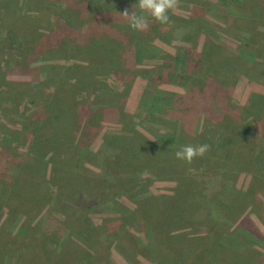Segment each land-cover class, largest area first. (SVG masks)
Listing matches in <instances>:
<instances>
[{
    "label": "rangeland",
    "instance_id": "obj_1",
    "mask_svg": "<svg viewBox=\"0 0 264 264\" xmlns=\"http://www.w3.org/2000/svg\"><path fill=\"white\" fill-rule=\"evenodd\" d=\"M10 1L5 0L4 4L9 7ZM71 1L75 0H25L23 3L19 0L13 1L14 12H18L21 5L28 6L30 3L29 6L33 11L28 16V25L35 28L32 31L37 45L28 46L27 49L28 78L22 79L21 82H8L7 85L10 87L5 86L7 91L4 94L5 98L0 99V104L6 103L3 107L0 105V165L8 164L12 171L17 168L19 172L24 170L23 172L27 174V181L25 177L22 179L27 185L22 184L20 187L23 189L22 196L34 210V214L28 216L30 220L28 221L20 212L15 210L11 212L6 207L0 209L2 225L0 231L4 236V243L8 242L6 245L9 252L6 258L8 264L12 261H14L12 264H176L172 258L180 259L179 256L168 258L164 257V254L160 256L152 251L147 230L141 222L118 218H121L123 212L126 215L127 212H136L149 198L174 196L178 192L180 197L178 204L181 205V209L173 208L170 213L174 216L183 214L187 217L190 222L186 224L187 229L183 234H189L190 238L195 236L194 241L185 240L184 243L202 249L205 244L208 246L211 242L208 248L215 250L209 248L212 254L208 258H201V264H264V148H260L264 141V111L254 114L256 119L245 111L241 112L243 120L236 119L239 122L237 125L241 128L234 126V130L232 128L228 131L231 138L236 140L239 153L245 152L246 156H253L258 148L259 151L263 150L260 161L254 165H246L243 170H234V167L227 164L226 159L215 156L221 140L219 126L212 134L215 140L209 144L212 156L206 159L209 150L203 157H196L191 163L187 162L185 174L161 176L158 164L163 160L152 159L137 164L140 169L148 168L146 172L141 173L140 180H122L113 184H109L107 180L97 182L98 179H102L98 176L101 173L98 165L89 164L72 169L69 164L64 163L56 137L52 142L41 141L47 133L44 128L52 134L55 131V123L51 124L49 119L44 123L40 119L44 114L42 108L44 101L50 99L53 103V98L61 96L62 94L57 93L56 87L59 82L65 81L84 93L88 99L80 100L79 110L73 102L56 103L59 104V113L55 115L61 116L64 113L59 122L61 127L68 129V118L71 113H76L72 122L77 125V113L79 112L84 120L86 109L91 105L99 88L101 89L100 84L106 82L110 88L121 91L122 97L126 94V98L123 99L124 106L132 118H128L125 126L134 128L154 140L153 134L163 135L167 131L170 132L169 129L177 128L181 123L176 124L183 118L188 130L196 129L192 134L195 137L185 142V145L207 143L204 133H202L203 137H200L206 119L210 121L213 119L208 118L213 112L207 116V105L215 103L213 108L216 111L222 109V103L226 101H228L227 106L248 107L251 95L258 94L264 97V0H239L236 6L231 4L232 0H179L176 9L168 13L170 17L168 25H162L144 13L148 16L150 27L155 23L159 25L158 31L151 27L152 31L143 33L148 37L146 43L148 47L139 46L137 41L131 38V35H135L134 31L129 28L122 14L118 13L131 8L138 0H91L97 4V7L94 5V17L87 20L83 16V11L86 10L69 6L68 3ZM231 5L235 8L234 12H231ZM135 10L140 14L141 10L138 7ZM67 16L75 24L73 30L66 27ZM96 17L99 20L95 22L92 18ZM190 18L208 22L212 31L210 33L212 41L205 40V37L199 34L188 37L178 31L181 26L184 27L181 20ZM113 26L118 29L121 27V30L127 29L128 32L131 30L130 34L125 33L128 38H115L121 42L122 47L119 48H123L125 52L122 63L124 69L132 71L135 75L134 77L132 73L130 84L117 80L114 76H109L110 74L103 76L101 83L98 75L97 77L95 75L97 66L84 67L89 64L87 61L97 60L98 54L85 55V51L89 48L77 45L76 59H68L61 47L63 42L66 46L70 44L69 40L76 36L77 30L81 29V32L90 31L92 28L109 30ZM29 30L27 29L28 41L31 40V30ZM65 30L70 32L67 31L64 35ZM158 32L161 38H155L154 34ZM89 39L84 38L79 44ZM205 42H210V45L208 49L203 50ZM143 46L146 49L140 54L139 51ZM211 53L216 63L211 71H205L221 84L217 83L215 86L212 80V97L209 96V102L203 96L186 101H175V95L187 91L183 84L186 79L181 76L193 71L202 73L204 65L201 62ZM200 55H202L201 59H199ZM242 60L253 62L247 72H240L235 67ZM191 61L198 63L196 68L191 69L196 65ZM73 65L75 67L71 69ZM62 66H70L68 67L70 69ZM9 67L10 71L12 69L10 75H21L16 65ZM54 68H62V71L59 70L57 75H54V71L47 72ZM101 69L106 71V68ZM126 73L120 72V76L127 78ZM100 74L106 75L102 72ZM144 75L147 77H141ZM147 90L149 94L146 93ZM192 90L194 89L191 88L190 91ZM168 99L175 101L171 109L162 107ZM262 102H264L263 98L253 100L255 109L254 111L249 109L248 112L255 113L256 107ZM153 105L156 110H160L157 117L148 114ZM185 110L192 112L186 113ZM124 122L122 118L110 116H102L100 119V123L105 126L103 133L110 135H130L129 131L123 130ZM247 126L249 131L244 135L243 131ZM81 128L79 127V130ZM233 131L237 133L234 134ZM83 134L87 141L84 143L87 145L86 150L97 152L101 142L98 139L90 141L93 138L88 132ZM31 146L37 150L48 148L50 153L47 155L43 152L39 154L40 157L35 158L36 164L38 163L36 168H33V165L23 168V157L25 153H29ZM159 152L157 153L161 155H171L163 149L161 153ZM175 152L172 153L173 156ZM43 156L45 160H41ZM44 161L47 162V170L43 173L38 170V176L36 170L44 166L42 164ZM194 161L197 163H193ZM60 166L64 169H59ZM203 174L205 177L210 176L208 178H213V182L217 183L219 180L215 174H219L220 188L228 192H221V195H216L214 191L208 192L206 190L208 181L206 178L204 183ZM30 178L34 179L31 189L27 183ZM42 178L50 181L56 178L58 183L64 182L68 190L59 197L56 188L46 186ZM216 189L219 190V187ZM229 190H235L239 195L233 200L234 202L228 198ZM190 191L197 195L203 191L205 202L217 200L219 206L229 204L230 201L229 209H232L234 203L242 207V212L229 230L223 231L221 228L211 230L209 225H205L210 208L203 207L200 201L196 202L192 199L193 195L186 200V195L183 194ZM113 201L120 206H114ZM107 203H110V208L116 209L103 210L104 204ZM212 207L215 209L214 204ZM199 208L203 211L194 219V213ZM221 210L224 217L230 216L226 210L222 208ZM35 212L38 214L36 215ZM17 237L21 241H18ZM28 242L33 246L30 254L27 253L26 248ZM230 243L234 245L231 246ZM21 249L24 253L20 254Z\"/></svg>",
    "mask_w": 264,
    "mask_h": 264
},
{
    "label": "trees",
    "instance_id": "obj_2",
    "mask_svg": "<svg viewBox=\"0 0 264 264\" xmlns=\"http://www.w3.org/2000/svg\"><path fill=\"white\" fill-rule=\"evenodd\" d=\"M226 1V0H224ZM239 0H232L231 4L237 5ZM69 6H75L78 9L86 10L83 11L84 19H88L90 17H94L95 15V7H97V4L91 0L81 1V0H75L68 3ZM232 6V5H231ZM230 7V6H229ZM228 7V8H229ZM132 10V7L129 8ZM231 12H234L235 8L232 6ZM130 10V11H131ZM206 10V9H205ZM119 14H122L121 11L118 12ZM140 14H144L139 12ZM115 18L119 19L118 17L114 16ZM65 18V17H64ZM93 21H98L99 18H92ZM65 21H67V29H74V23L72 22L71 18L68 16L65 18ZM184 27H180L178 31L181 33H185L188 37L196 34H199L200 36H204L205 40L212 41L210 34L212 31L210 27L208 26V22L206 20H194L190 18L189 20H181ZM263 22V21H262ZM50 25V24H49ZM153 29H158L159 25L155 23L152 25ZM151 27L149 26L146 30L147 32L152 31ZM121 28V27H120ZM116 28V26H113V28L109 30H104V28H92L90 31L87 32H81V29L76 32V36H73L72 39H70V44L66 46V44L63 42V51L64 55H67L68 59H76V51H77V45H80L85 48L88 47L89 50L85 51V55H92V54H98L99 58L97 60H89V64L84 65V67L87 66H97L95 75L102 83L103 76H114V78L117 80H121L123 82H127L130 84V79L132 77V71L124 69L123 60L125 56V52H123L121 42L115 38H128V35L126 36L125 33H131V30L128 32L127 29L121 30ZM70 32V30H67ZM67 31L65 30L63 33L64 35L67 34ZM146 31L143 32H137L134 31L135 35H131V38L137 41L139 46L145 45V47H148L146 43H148V37L143 35ZM158 31V30H157ZM51 33V31H50ZM49 33V34H50ZM118 33V34H117ZM153 33V32H152ZM175 33V32H174ZM178 33V32H177ZM116 34L118 35L116 37ZM63 35V34H62ZM156 35L157 37H162L160 32ZM92 37V38H91ZM84 38H90L87 42L84 41L83 44H79L80 41H82ZM191 41V40H189ZM210 42H205L204 48H209ZM146 48L141 49V52L143 53ZM212 52V51H211ZM214 53V52H212ZM209 54L208 58H205L201 64L204 65L203 69L204 71L202 73L194 72L189 73L188 75H182L181 78L185 80L183 83L185 85L184 89H187V91L184 94L175 95V101H186L187 99H193L196 97L203 96L204 99L209 102L208 98L211 95L212 88V80L214 82V85L217 86V83L221 84V82H218L217 80H214L213 76L211 74H206V71H211L214 68L215 59L213 58V54ZM202 58V55H200V58ZM194 59V58H193ZM93 61V62H92ZM195 66H192L191 69H194L197 67L196 61ZM244 62V65H243ZM252 61L242 60L238 63V66L235 67L238 68V71L240 72H247V69L252 66ZM247 67H246V66ZM232 66V65H231ZM244 66V67H243ZM57 67V66H56ZM64 68H68L65 66H62ZM71 67V69H74ZM233 67V66H232ZM234 67V68H235ZM106 68V71L104 72L103 69ZM70 69V68H68ZM132 69V68H130ZM236 69V68H235ZM62 71V68H54L51 70H47V72H55L54 75H57L58 72ZM201 70V67H200ZM100 72L105 73L106 75H101ZM120 72H127V78L121 77ZM112 74V75H111ZM134 75V73H133ZM50 76V75H49ZM135 77V75H134ZM141 77H147V76H141ZM150 78V76L148 77ZM58 83V82H57ZM101 89L97 91V93L94 95L92 99V103L85 112V117L83 120V117L81 118L80 113H77L78 117V124L75 125L72 120L75 118L76 113H71V116L68 118L67 125L68 129L60 126V119L64 116V113L59 115H55V113H59V102H73L75 107H77V110H79V106L81 101L88 99L84 93L80 92V90L75 89V87H72L67 82H59L57 84V93L62 94L59 97L53 98V103H51V100H47V102L44 101V105L42 108L44 109V114L40 117L41 120L45 123L46 120H50L51 124L54 125L55 128L54 132L51 134L48 132L45 128L44 130L47 132L42 138V143H48L52 142V140L56 137L57 142L59 143V150L62 155V161L64 163L69 164L72 169H75L76 167H85L86 165H94L101 169L99 177L102 179H98L97 182H103L107 180L109 184H113L114 182L120 183L122 180H131V181H137L140 180L141 173L146 172L148 168H138V163H145L146 161L152 160V159H162L163 161L158 164L159 168L161 169V176L165 175H172V176H179L178 174H185V166L187 165L186 161L178 160L175 156L172 155L175 151L179 150L182 145H185L187 141H190L191 138L195 137L192 134L195 133L194 130H188L187 129V123L182 118L176 125H180L175 129H169V131L166 132V134H153L155 137L154 140L149 139L147 136L139 132L138 130L134 128H129L127 125L128 118H130V114L126 111L124 106V98L121 96V91L114 90L110 88L106 82H103L100 84ZM130 86V85H129ZM206 87V88H205ZM191 88L194 90L190 91ZM199 88V89H197ZM205 88V89H204ZM204 89V90H203ZM198 90V91H196ZM203 90V91H202ZM147 94L150 92L147 90ZM87 94V93H86ZM83 96V98H82ZM86 96V97H85ZM264 99L263 96H260L258 94L251 95L248 103V107L246 106H238L234 105H226L228 101L223 102L222 109L219 108V110H214L213 105L215 103H210L207 108V116H210L208 118H213L210 120L206 119L207 122L206 125L200 132V137H203L204 133L207 138V143H212L215 139L213 137L214 130L218 129L219 126L221 127L220 130V137L221 140L216 148V151L218 153H215L216 157L224 158L227 161V164L234 167L235 169L243 170L246 165H254L258 161H260V155L261 152L259 151V148L257 151H255L253 156H246L245 152H240L237 148V142L236 140H233L231 138V135H229L228 131L237 125L239 122L237 120H243L241 118V112L245 111L248 113V115L253 116L254 119H256L254 114H260L264 111V102L257 108V111L253 113L252 111L248 112L249 109L253 110L255 109V105L253 103V100L255 99ZM172 99H168L166 103H163L162 107H166V109L173 108V102H175ZM255 102V101H254ZM256 103V102H255ZM53 104V108H52ZM152 108L149 110L148 114L152 117L158 116V109L156 110L155 106H151ZM224 107H226L224 109ZM175 108V107H174ZM76 110V112H77ZM221 110V111H220ZM186 113L192 112L190 110H185ZM185 113V114H186ZM184 115V114H183ZM102 116H110L115 118H122L125 120V122L122 124L124 126L123 130L129 131L130 135H114V134H108L103 133L105 131V126L100 123V119ZM44 117V118H43ZM248 117V116H247ZM81 118V119H80ZM132 118V117H131ZM149 118V117H144ZM80 120V122H79ZM170 121V120H167ZM176 121V120H175ZM254 121V120H253ZM99 122V123H98ZM148 122V120H146ZM171 122V121H170ZM174 122V121H173ZM172 122V123H173ZM133 124V121H132ZM78 126V128H77ZM249 126V125H248ZM244 128V135L247 134L249 131L247 128ZM79 127L81 128L79 130ZM127 127V128H126ZM241 128V127H240ZM83 129V131H82ZM39 131V130H37ZM41 131V129H40ZM227 131V132H226ZM83 132H88L92 136V140L94 141L98 139L99 142H101V145L97 152H93L92 150H86L87 145L84 143H87L86 138L84 137L85 134ZM233 133H237L233 131ZM29 136V135H28ZM91 143V142H89ZM48 145V144H47ZM91 146V144H88ZM260 148H264V141L263 144L260 145ZM161 149H163L166 153H171V155H161L157 152L161 153ZM246 150V149H243ZM49 154L48 148L42 149L39 148L38 150L35 147L31 146V149L29 150V153H25L22 167L26 168L27 165H33V168H36L38 166V163L36 164L35 158L40 157V153ZM46 156V155H45ZM45 156L42 157L41 160H45ZM212 156V151L210 150L209 155H207V158H210ZM76 162V163H75ZM193 163H197V161H194ZM41 168H37L36 172L39 170L40 173H43L44 170H47V162L44 161ZM8 164H1V170H0V209H3V207L9 208L10 211L20 212V214L24 215L28 221L29 215L34 214V210L31 209L25 199L24 196H22L23 189L20 187V185H25L27 181V174H25L23 171L19 172L17 168L11 169V167L7 166ZM19 166V165H18ZM134 167H136L134 170H132ZM59 169H64L59 167ZM80 170V169H79ZM183 170V171H181ZM9 171L11 173H9ZM37 172V174L39 173ZM39 176V174H38ZM77 176V175H76ZM216 178L219 180V182H213V178H208L210 176L205 177L203 174V180L205 183V179L207 178L208 184H206V190L208 192L214 191L216 195H221V192H228L224 191V188H220V176L219 174H215ZM23 177H25L26 181L23 182ZM80 177V176H79ZM78 178V176H77ZM44 179V178H42ZM199 179V178H197ZM45 180V179H44ZM148 181V180H145ZM144 181V183H145ZM46 186H53L56 188V191L58 193V196L64 195V192L68 189L65 187L64 182H57L56 178H53L50 180H45ZM28 187L31 189L34 185V179L30 178L28 179ZM27 185V184H26ZM219 187V190L216 188ZM37 188V187H36ZM204 191V190H203ZM202 191V192H203ZM202 192L200 195L194 194L191 191L184 192L183 195H186V200L190 199V196L193 195L192 199L196 200V202H201L203 207H209L210 208V214L209 218L206 219V224L209 225L211 230H215L217 228H221L223 231L229 230L230 226L235 223V220L239 217V214L242 212V207L235 205L233 203L232 209H229L230 201L232 202L234 199H237L239 197L238 193H236L235 190H229V204H221L222 206H219V201L215 202H205V196L202 195ZM232 192V193H230ZM43 196V195H42ZM44 198V196H43ZM45 199V198H44ZM178 201H180L179 192L178 194H175L174 196H159L156 198H149L146 200L145 205L143 204L139 210L136 212H127L128 215H126L124 212L121 214V218H127L129 221L134 220L137 222H141L148 233L149 242L152 246V251L156 253L157 255L162 256L164 254V257H171V256H179L180 259L172 258V261H175L176 264H201L200 260L204 257V259L207 257H210L212 252L209 251V248L212 251H215L211 247L208 248L206 244L202 249H197L196 246H189L188 244L184 243L185 240L194 241L195 236L190 238L189 234H183V231L187 229V223L190 221L187 217H184L183 214L179 215L177 214L174 216L170 213L171 210L176 209L180 207L181 205L178 204ZM113 204L114 206H120L118 203ZM234 202V201H233ZM224 203V202H223ZM214 204L215 209H213L212 205ZM199 205V204H197ZM105 206V207H104ZM104 208H102L105 211H112V209H116L114 207L110 208V203L104 204ZM108 207V208H107ZM222 209L226 210L230 216L228 218L223 216ZM125 209V208H124ZM181 209V207H180ZM126 211H129L128 209H125ZM203 210L199 208L197 212L194 213V219L197 218V215L200 214ZM36 213V212H35ZM38 213H36L37 215ZM236 217L235 219L233 216ZM220 216V217H218ZM225 219V220H222ZM189 225V224H188ZM28 226V225H27ZM0 228H2V225L0 224ZM24 230V228H23ZM231 236V235H229ZM3 234L0 231V264H8V260H6L7 255L9 254L8 249L6 248L8 242L4 243ZM19 237H17V240ZM7 240V239H6ZM183 240V241H182ZM228 240V239H227ZM226 240V241H227ZM230 240V238H229ZM18 241H21L20 239ZM228 242V241H227ZM231 246H233V243H230ZM33 246L30 242L26 244L27 253H31V248ZM155 249V251H154ZM24 253L22 249L20 250V254ZM18 254V251H17ZM14 261H12L13 263ZM10 262V264H12ZM50 264V263H49ZM55 264V263H51ZM171 264V263H170ZM173 264V263H172Z\"/></svg>",
    "mask_w": 264,
    "mask_h": 264
},
{
    "label": "crops",
    "instance_id": "obj_3",
    "mask_svg": "<svg viewBox=\"0 0 264 264\" xmlns=\"http://www.w3.org/2000/svg\"><path fill=\"white\" fill-rule=\"evenodd\" d=\"M13 1L14 0H11L9 2L10 8L4 4L5 0L2 3L0 2V99L4 97V94L7 92L5 86H9L7 85L8 82H21L22 79L28 78V72H26L28 65L27 60L29 57L27 49L28 46L35 47L37 45L33 33L35 28L28 25V16H30L33 11L29 6L30 3L28 6L25 4L24 6L21 5L19 11L14 12L12 9ZM23 1L25 0H19V2L22 3ZM27 29L31 30V40L29 41V32H27ZM24 33L25 35H23ZM22 63L24 64L23 67ZM13 65L17 66L16 68L21 75H10L12 69L10 71L9 66L12 67ZM5 104L6 103H2L0 105L3 107Z\"/></svg>",
    "mask_w": 264,
    "mask_h": 264
},
{
    "label": "clouds",
    "instance_id": "obj_4",
    "mask_svg": "<svg viewBox=\"0 0 264 264\" xmlns=\"http://www.w3.org/2000/svg\"><path fill=\"white\" fill-rule=\"evenodd\" d=\"M179 0H138L137 3L132 5L133 10H123L122 16L128 22V26L131 30L137 32L146 31L149 27L148 16L155 19L162 25H168L170 23V17L168 15L170 10H175L178 6ZM138 7L141 13L138 14L135 8ZM211 146L207 143L200 145H182L179 150L175 152V157L178 160L191 163L196 157H203Z\"/></svg>",
    "mask_w": 264,
    "mask_h": 264
}]
</instances>
